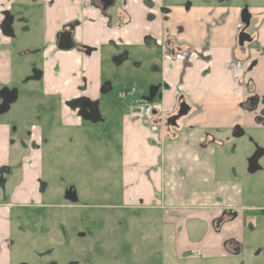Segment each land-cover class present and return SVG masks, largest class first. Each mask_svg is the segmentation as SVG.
<instances>
[{
  "label": "rangeland",
  "instance_id": "374dc122",
  "mask_svg": "<svg viewBox=\"0 0 264 264\" xmlns=\"http://www.w3.org/2000/svg\"><path fill=\"white\" fill-rule=\"evenodd\" d=\"M0 1L9 4L17 21L24 18L23 23L19 25L21 30L18 28L17 33L23 40L24 46H21V49L30 45L28 52L18 55L19 50L12 51V74L19 88V99L9 112L0 114V160L8 159L9 147L23 148V159L34 161L37 178L40 179L39 195L31 197L24 193V196L30 199L29 202L24 198L13 199L12 202L15 203H11L8 198L3 197L0 190V203L10 205L9 222L11 240L14 242L13 248L10 249L12 263L17 264L18 260L23 258L30 264H145L149 260L152 264L156 258H164L165 262L174 264L168 261L170 256H174L176 241L175 224L171 223L174 219L171 217L178 213H170L166 223L164 205L158 206L156 201H151V204H139L141 185L137 190L135 183L128 180L122 158L125 118L129 117L134 109H139L137 105L145 107L141 103L144 98L149 97L150 89L162 86L164 80L170 77V74L167 77L165 71L166 57L163 55L167 45V31L159 34L158 31L162 30L164 25L161 23V27L152 26L148 22V19L154 22L151 15L157 13L152 10L135 12L139 0H130L128 15L132 18L134 15V21L129 25V33L124 34L122 31L126 26L122 12L126 11L125 6L129 7L130 4L127 0H118L115 8L109 12L107 20L110 21V16H113L112 26L118 27L121 34L109 37L108 32L101 30L104 25L102 23L107 22L101 16L95 29L88 27L90 36L84 34V38L96 44L97 52L89 71L90 77H95V80L86 77L93 85L89 88V83H85L84 86L88 94L93 96L98 116L96 119H84L75 113L72 117L67 102L63 103L60 95L55 94L54 88L47 83V69L53 71L49 79L63 84L64 78L59 77L54 72L55 69L61 68L62 65L70 66L71 63L80 68L84 58L79 54L72 57L54 54L48 49L45 51L48 22L43 5L40 6L37 0H31L30 3H26V0ZM157 1L163 5L165 2L169 4L170 0ZM176 1L173 0V4L178 3ZM180 1L188 3L190 0ZM247 1L251 7L264 5V0ZM180 8L181 6L173 7L177 10ZM206 12L208 11L200 13L199 18ZM231 27L232 24L229 23L227 28ZM227 28H218L212 35L205 27V34H197V38L210 42L208 48L211 53L222 41L227 51ZM131 29L136 32L131 33ZM189 33L195 34V29L191 27ZM262 34L264 36V28ZM154 35L161 36L162 40H156ZM215 36L218 37L217 43ZM209 37L210 40H207ZM202 49L204 46L200 45L197 54H201ZM211 53L208 54L212 55ZM223 57L224 55L216 54L215 64L211 67L212 76L202 80L203 83L209 82L212 85L220 79H223L224 83L228 82L226 71L218 66ZM89 59L84 62L86 65L81 67L88 70L91 63ZM3 60L0 56V68H4L6 63ZM197 61V58H192L190 63L195 64ZM263 68L249 71V79L253 82L262 79ZM35 70L41 74L39 79H34ZM73 76L76 75L70 78ZM234 76L240 77L238 72ZM107 83L116 88L115 93H104ZM74 86L75 84H71V87ZM81 87L80 85L79 90L83 91ZM124 91L131 93L132 97L127 96L125 100L119 95ZM161 93L162 90L150 104H160ZM154 121L157 123L152 124L153 126L166 131L164 123L159 124L157 119ZM233 133L234 131L230 134L224 150L228 160H231V157L235 159L242 150L250 149L255 154L257 147L263 148V130L254 133L247 131L245 135L236 137ZM31 134L30 139L28 135ZM251 136L255 137L254 140ZM30 148L34 150L32 154ZM230 150H233V156ZM259 159L261 168L253 173L248 170L250 160L247 159L246 172L240 180L245 186V197L249 205L263 210L264 158L260 155ZM236 165L239 167L240 164ZM251 187H255L256 194L248 192ZM9 188L7 187V190ZM69 188L75 190L77 203L66 200L65 194ZM255 225L259 226L257 238L260 242L264 241L263 215L257 216ZM19 244H22L20 248ZM51 244L54 246L50 250L36 249L37 245L48 247Z\"/></svg>",
  "mask_w": 264,
  "mask_h": 264
},
{
  "label": "crops",
  "instance_id": "0c3cea01",
  "mask_svg": "<svg viewBox=\"0 0 264 264\" xmlns=\"http://www.w3.org/2000/svg\"><path fill=\"white\" fill-rule=\"evenodd\" d=\"M79 1L80 0H37L40 6L43 5V10L45 11L44 15L48 22L46 29L47 42L45 43L48 47V51L54 52V54H65L72 57L79 54L84 58V62L89 58V60H91L88 70L81 67L86 65L83 61L80 64V68L78 66L74 67L72 63L70 66L67 64L65 67L64 65H62L61 68L57 67L54 72H56L59 77L62 76L64 78L62 79L64 81L63 84L60 81L49 79L53 71L47 69V83L54 88L53 92L55 94L60 95V99L63 103L67 102V105L69 102L79 100L83 97L94 101L93 96L88 94V90L85 89L81 91L79 88L80 85L82 86L85 83H89L88 77L90 80H95V77H90L89 71L97 50L91 56H83V53L76 49L68 53H62V51L57 50V36L65 25L76 19H84L86 20L84 23L85 26H87L86 28L90 26V12L92 11L85 8L81 13L79 6L76 7L75 5V3ZM84 1L86 2L88 0ZM127 1L130 5L129 7L125 6L127 9L125 8L126 11L122 12L126 26L122 31L124 34L129 33L131 28L129 25L134 21V15L133 18L128 15L131 3L130 0ZM144 1L145 0H139V5L135 12L142 13L150 10L144 4ZM4 3L0 4V9L9 11V4ZM26 3H30V1ZM87 4L89 3L87 2ZM163 5L169 9H173L174 7L171 0L169 4L165 2ZM200 10L203 12L211 11L210 8L201 9L194 7L189 14L186 13L183 7L178 10L173 9V12L168 15L169 22L164 24V27H162V30H159L158 33L161 34L162 31L169 30L170 33H166L169 41L170 38H172L176 43H183L188 47L192 46L193 49L198 51L199 46L201 45V47H203L206 42L203 41L202 38H197V34H205L206 25L220 17L217 14L215 15V19H206L203 21L199 18ZM221 10L226 11L223 8L218 9L219 12ZM238 11V6L233 5L231 14L224 24L221 27H216L214 30L216 31L218 28L224 29L227 28L229 23L232 24L231 29L227 28L225 31L228 35L225 42L229 44L227 51L225 50L223 41L220 45L216 46V49L212 51L213 53L208 50L205 54V51L202 49L204 52H201V54L204 53V56H210L211 60L207 62L204 60V56L196 54L197 56L194 57L197 58L198 61L195 64L191 63L188 67L184 64V60L188 55L186 56L184 53H182L181 56H178L179 54H170L164 61L167 77L170 74V77L164 80L167 87L162 90L160 104L152 105V108L155 109L156 112L147 110L145 107L142 108L137 106L140 112L134 109L133 113L125 118V145L122 151L123 168L125 169L124 173L130 182L135 183L137 190L141 185L140 195L138 197L139 204L143 205L144 202H149V204H151V201H156L158 202V206L163 207L164 205L166 208L163 207V209L166 211H163V214L166 215L164 218L166 223H168L166 219H169L168 215L170 213H175L174 215L178 213L175 217H171L174 219L171 223L182 226L185 230V232L178 237L181 244L188 245L198 242L200 238H198L196 234H189L188 230L200 228L202 222L207 225L210 224L213 216L220 214L223 210H231L238 213H254L253 211L259 210V208L249 205L245 197V186L240 180L246 172L245 166H247V159L250 160L253 157V153L250 149H245L242 150L235 159L231 157V160H228V157H226L224 153L226 152L224 150L227 144H220L225 138H230V134L236 127L242 131L244 127L249 130L261 129L264 131L263 126L253 124L251 115L243 109L242 103L249 94L250 89L248 88L250 86L247 88L248 85H243L242 81H239V79L234 76L236 72H238L239 75L241 74V71L232 64L234 38L240 26L237 14ZM253 12L256 13L258 10L253 9ZM154 16L156 18L153 20L154 22H151L149 19L148 22L152 26L158 25L161 27L162 22L159 20H162V15L159 16V13H157L154 14ZM88 18L89 21H87ZM181 22H184V24ZM106 23H102L104 25H102L100 29L108 32L109 37H114L122 33L119 32L118 27H108L105 25ZM177 26H184L186 29L183 27L185 31L179 34L176 33L175 30ZM191 27L195 29V34L189 33ZM86 28L84 34L89 35L88 29ZM130 32L134 33L136 30L131 29ZM84 34L83 38H78L79 41L84 43L87 47L96 49V44L92 43V41H87L86 38H84ZM153 37L156 40H162L161 36L156 37V35H154ZM210 38L211 37L207 40H210ZM103 40L102 38L101 41ZM214 40L216 41L215 43H217L218 37L215 36ZM16 50H19V53L22 54L23 52H28L30 49L25 46L22 49ZM216 54L224 55L218 66L226 71L229 80L224 83L223 79H220L219 82L212 85H210L209 82L203 83L202 80L212 76L213 71L211 67L215 64ZM8 56V52H5V55H1L4 59L3 62H6L2 69H4L7 74H9L11 68V61ZM72 75L76 76L70 78ZM83 77L85 78V82L81 84ZM261 77L262 79L253 82L255 86H251L256 88L260 97H264V75ZM71 84H75V86L71 87ZM92 85L93 82L89 83L88 87L91 88ZM106 87H108V89L107 91L103 90L104 93H112L114 88L111 87V84L107 83ZM181 97L187 99L191 107V111L187 118L182 119L179 122V126L171 130L166 128L165 131L158 126H153L157 123L154 119L160 122L162 116L164 117L166 114L171 113V111L178 106ZM68 109L70 115L74 117L75 115L69 107ZM159 124L162 123L160 122ZM234 146L236 147V143H234ZM261 147L264 149V145ZM220 150L222 153H220ZM232 151L230 150L233 156ZM236 163L240 164L239 167ZM248 192L256 194L257 190L250 191V189H248ZM16 198L24 200L23 195L17 196ZM6 213V206H0V218L1 216L4 218ZM248 222L254 224L255 218L249 219ZM245 223L246 221L244 224ZM230 224L233 226L237 224V222Z\"/></svg>",
  "mask_w": 264,
  "mask_h": 264
},
{
  "label": "flooded vegetation",
  "instance_id": "af4514ba",
  "mask_svg": "<svg viewBox=\"0 0 264 264\" xmlns=\"http://www.w3.org/2000/svg\"><path fill=\"white\" fill-rule=\"evenodd\" d=\"M30 1L31 0H26ZM118 0H115L114 5L112 7L107 8V15L109 16V12L114 9ZM245 1V2H244ZM87 2L89 4H87ZM110 0H80L76 2V7L79 6L81 9V13L84 11L83 9H90L92 12L90 18V28L93 30L96 28L98 19L101 16L106 20L108 17H104L103 9L105 3H109ZM176 4H172L176 6L183 7L186 13H191V10L194 7H198L201 9L210 8L211 11L205 13V15L201 18V20L215 19V15L218 14L219 18L215 19L211 23L206 25V31L210 34L215 30L216 27H221L228 16L231 14V8L233 5H237L239 11L237 12L239 17V28L237 34L234 38V48H233V60L232 64L236 66L237 69L241 71L240 77H237L239 81H242L243 85H248L247 88L250 89L248 96L243 101V109L251 115V119L253 120V124L261 125L264 127V97H260L256 91V88L251 86L254 85L253 81L249 79L248 73L249 71H253L258 68L264 67V38L262 34V30L264 28V5H259L256 7H251L247 0H194L189 1L188 3L181 2L177 0ZM78 3V4H77ZM237 3H240L239 5ZM144 4L155 13H159L162 15V24H166L168 21V15L173 12V9L166 8L162 3L157 0H145ZM179 4V5H178ZM225 9L223 13L219 12L218 9ZM253 9H257L258 12L254 13ZM247 11L249 13V20L247 22V16L245 17V21L243 20L242 13L247 15ZM12 11L1 10V20H0V56L5 55V52L9 53L8 58L12 61V51L21 49L23 45V40L18 37L17 29H20V23H23L24 18H21V21H17L16 16L12 28L14 30V35H5V31L1 28V25L5 20H10L8 15L4 13ZM203 13L202 10L199 11V14ZM13 15V14H12ZM153 20H155V16L151 15ZM112 17L110 16V21L107 20V26H112ZM242 20L245 22V25L242 24ZM27 20L24 21V23ZM85 21L84 19H76L71 23L64 26L62 31L58 34L57 39L63 33L70 32L73 36L74 42L76 43V50L83 53V56H91L94 54L96 49L85 46L84 43L79 41L78 38H83V34L85 31ZM89 21V18L88 20ZM88 29V28H86ZM21 30V29H20ZM176 33L182 34L185 29L181 26H177L175 29ZM9 32V30H8ZM169 34V30H167ZM168 38V37H167ZM17 42V44H16ZM59 40H57L58 46ZM209 43L207 42L204 45V53L209 50ZM27 44V43H26ZM12 47V48H11ZM47 47V46H46ZM45 47V51L47 48ZM26 48H30V45H26ZM58 51H63L58 49ZM74 50V49H73ZM29 51V50H28ZM192 46H186L183 43H176L174 39L170 38V41L167 39V45L163 51V55L165 57L172 55L181 56L184 53L187 57L184 60L185 66H189L191 63V59L198 54L195 52ZM54 53V52H53ZM204 53L202 56H204ZM20 53H18L19 55ZM197 54V55H196ZM194 57V58H195ZM205 61H210L211 58L209 56H204ZM12 70V62L9 74L0 68V105L5 104L9 105V112L12 106L19 99V88L16 85L13 77ZM41 74L35 70L34 71V79H39ZM85 82V78L83 77L81 80V84ZM82 85L81 89L84 90L85 86ZM167 87L165 83L161 86L159 92ZM104 91H107L108 87L105 86ZM158 92V93H159ZM180 102L185 101L188 104L187 99L181 97ZM176 106L171 113L166 114L164 117V123L167 124V120L170 117L177 115L180 110L179 105ZM68 107L75 113L76 116L84 118V119H96L98 116V109L94 101L89 100L86 97H83L79 100H74L68 103ZM1 114V113H0ZM157 115V114H155ZM184 117L182 119H185ZM180 119L177 123L179 126ZM167 126V125H166ZM177 126V127H178ZM169 130L174 129L172 126H167ZM243 128V127H242ZM241 129L236 127L234 132L238 134ZM247 131L254 133L255 129H247L244 127L242 131V135H245ZM254 140V136H251ZM28 138H32V134L28 135ZM230 138H225L220 142L227 143ZM29 150V148L26 147ZM23 148H16L11 146L8 148V159L0 160V190L3 194V197L8 198L11 203L13 199H17V196H22L25 198L26 202H29L30 199L26 198L24 193L34 197L35 195H39L40 191V179L37 178V170L32 159L24 160L23 159ZM33 149L30 148V153H33ZM262 155L264 158V149L258 148V150L253 154V157L248 162V170L250 172H254L261 168L259 163V157ZM32 158V156H31ZM3 164V165H2ZM247 165V164H246ZM7 187L9 190H7ZM255 187H251L250 191H254ZM263 195V193H261ZM37 198V197H35ZM13 205V204H12ZM0 206H6L7 213L3 218H0V264H15L12 263L13 256L10 253V249L13 248L14 242L11 240V225L9 222L10 205L3 202L0 203ZM251 212V211H250ZM254 213L243 212L238 213L236 211L231 210H223L220 214L214 215L210 224H205L202 222L200 228L196 230H188V233H193L198 236L199 241L193 244H181L178 240V237L182 235L185 230L182 226H178L175 224V234L176 241L174 245V256H170L168 261L174 264H264V241H261L257 238V228L256 219L257 216H264V209L253 211ZM255 218V223L250 224L249 219ZM246 223L244 224V222ZM164 222V220H163ZM231 226L230 223H236ZM264 230V225L262 226ZM260 231V230H259ZM174 232V231H173ZM185 245V246H183ZM22 244H19L20 248ZM54 245L51 244L48 247L37 245L36 249L38 251L50 250ZM48 252V251H47ZM49 253V252H48ZM17 264H30L27 260L20 258ZM145 264H151V261L145 262ZM152 264H169L164 261V258L161 260L156 258V261H153Z\"/></svg>",
  "mask_w": 264,
  "mask_h": 264
},
{
  "label": "water",
  "instance_id": "95a60500",
  "mask_svg": "<svg viewBox=\"0 0 264 264\" xmlns=\"http://www.w3.org/2000/svg\"><path fill=\"white\" fill-rule=\"evenodd\" d=\"M115 0H110L109 3H105L104 5V9H103V13H104V17H109L107 15V8L108 7H112L114 5V2ZM5 15H8L10 17V20L8 21L5 20L3 22V24L1 25V28L3 29V31H5V35H14V30L12 28V25L14 23V20H15V17L14 15H12L10 12H6L4 13ZM243 15V20L245 21V17L247 16V22L249 20V13L247 11V15L242 13ZM242 20V24L247 26L245 24V22ZM9 30V32H8ZM58 48L63 50V51H72L73 49L76 48V43L74 42V39H73V36L70 32H67V33H63L62 35H60L58 37ZM160 89V86H155V87H152L150 89V95L148 98H144L143 100L145 102H148V103H151L155 97L157 96L158 94V91ZM181 104L179 105V108L180 110L178 111L177 115L173 116V117H170L168 120H167V126H172V127H177L178 126V121L184 117H186L189 112L191 111V107L189 106V104H187L185 101L183 102H180ZM9 110V105H5V104H2L0 105V113H6L7 111ZM242 135V130H240L238 132V134H236L235 132L233 133V136H241ZM258 149V147H257ZM65 198L66 200H68L69 202H72V203H77L78 202V198H77V194L75 192V190L73 188H69L65 194Z\"/></svg>",
  "mask_w": 264,
  "mask_h": 264
},
{
  "label": "built area",
  "instance_id": "2783aa9c",
  "mask_svg": "<svg viewBox=\"0 0 264 264\" xmlns=\"http://www.w3.org/2000/svg\"><path fill=\"white\" fill-rule=\"evenodd\" d=\"M119 95H122L123 98H126L127 96H130V94L120 93Z\"/></svg>",
  "mask_w": 264,
  "mask_h": 264
},
{
  "label": "trees",
  "instance_id": "16d2710c",
  "mask_svg": "<svg viewBox=\"0 0 264 264\" xmlns=\"http://www.w3.org/2000/svg\"><path fill=\"white\" fill-rule=\"evenodd\" d=\"M105 90V89H104ZM115 90H116V88H114L113 90H112V93H115Z\"/></svg>",
  "mask_w": 264,
  "mask_h": 264
}]
</instances>
